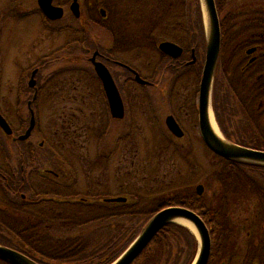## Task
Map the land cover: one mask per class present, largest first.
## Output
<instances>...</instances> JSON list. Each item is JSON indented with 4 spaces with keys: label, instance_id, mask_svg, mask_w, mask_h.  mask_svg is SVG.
I'll list each match as a JSON object with an SVG mask.
<instances>
[{
    "label": "rangeland",
    "instance_id": "rangeland-1",
    "mask_svg": "<svg viewBox=\"0 0 264 264\" xmlns=\"http://www.w3.org/2000/svg\"><path fill=\"white\" fill-rule=\"evenodd\" d=\"M93 1L101 5L105 0ZM66 2L62 0L63 4ZM106 4L117 6L113 8V15L118 21L124 18V25L118 27L122 32L143 38L119 57L140 70L143 77L159 84L147 90L131 85L126 93L129 108L126 121L124 124L114 122L109 130L105 126L107 108L98 84L80 72H64L78 67L65 55L76 50L77 44H73L83 38L77 33L78 23L73 20L68 6L65 5L63 20L47 24L43 23L37 0H0V112L16 129L20 127L19 119L29 112L27 104L22 102L26 95L22 92L20 98L18 94L20 83L26 81L27 85L29 75V64L20 58L31 52L32 65L42 56L48 58V66L42 74L43 84L47 85L45 99L34 106L39 119L37 133L30 139L35 146L34 163L25 162L19 153L22 148L14 146L0 131V167L17 175L24 163L26 179L34 190L43 194L39 198L45 201L50 198L49 192H54L56 186L63 187L61 183H64L74 194L73 201L81 197L93 202L114 196L127 197L130 202H141L143 208L151 210L163 198L203 185L208 204L215 206L220 186L211 173L218 158L203 141L199 116L189 112L191 103L198 101L197 81L189 76L174 84L170 72L156 68L161 58L157 51L161 41L189 44L194 34L188 30L192 19L189 9L194 8L195 0H168V5L162 6L159 12L160 0H106ZM155 9L160 18L156 19L159 25L154 39L147 34L151 29L147 16ZM257 9L264 12V0H238L228 4L224 13L233 11L238 18V12ZM241 16L248 17L250 13ZM144 30L147 32L143 33ZM107 33L102 28L92 33L103 50L111 47ZM62 48L65 52L58 53ZM171 113L186 130L183 140L176 138L164 123ZM43 140L45 145L39 148ZM4 154L8 155L7 160ZM45 170L58 173L60 178L48 175L47 179H37L35 174L43 175ZM31 193L25 192L28 198H37ZM252 199L245 196L232 204L235 253L223 264H242L258 236L254 226L256 205ZM46 204L42 210L47 214ZM7 212L9 219L17 220L20 230L24 223L33 224L26 216ZM109 225L110 222L98 225L101 233L95 225L81 231L90 241L95 240L91 239L95 232L106 240L110 236ZM0 264L6 263L0 261Z\"/></svg>",
    "mask_w": 264,
    "mask_h": 264
},
{
    "label": "trees",
    "instance_id": "trees-1",
    "mask_svg": "<svg viewBox=\"0 0 264 264\" xmlns=\"http://www.w3.org/2000/svg\"><path fill=\"white\" fill-rule=\"evenodd\" d=\"M236 1L238 0H216L219 15L224 7ZM195 2L194 8L189 9L192 19H190L188 30L194 32L190 38V44L194 45L201 39L204 45L205 31L201 4L200 0ZM165 5H168V0H160L158 11L157 9L154 12L149 11L147 16V22L151 23L147 24L151 25V29L147 30L150 33L147 34L154 39L157 38L156 32L159 25L156 19L160 18L157 12ZM233 15H235L233 11L228 13L230 17ZM221 27L223 28V22ZM147 31L144 30L143 33ZM131 37L135 38L136 35H130L129 39ZM249 133L246 131L242 135H236L225 131L224 136L226 140L235 144L264 151V148H261L263 143L261 139ZM21 150L23 152L25 149ZM217 158L218 163L211 173L212 178L220 186L215 206H210L206 197L199 196L194 189H184L171 197L163 198L151 210L143 208L141 202L134 203L130 200L118 204L107 203L105 198L93 202L89 199L82 200L83 197H81L73 201L71 198H74V194L70 193V189H67L69 187L64 183H61L63 187L56 186L54 192H49L50 198L45 201L44 198H39L43 194L34 190L27 179L22 181L21 173L17 176V180L8 175L6 180L0 181V193L4 196L0 199V205H2L0 244L23 252L30 258L42 259L43 264H112L137 238L154 214L169 206H183L199 214L208 226L212 240L208 264H223L227 257L235 253L232 204L242 197L251 196L256 205L254 226L258 236L252 241L249 254L242 264H264V166L234 162L219 156ZM25 162L29 163V160L25 159ZM33 163L34 160L30 164ZM49 186L53 188L51 183ZM33 190L37 192V195H33L38 197V202L33 205L22 202L18 191L35 193ZM45 204L47 214L34 213L35 209H44ZM9 208L19 211L33 210V213L26 215L34 219V224L25 225L24 223L20 230L19 224L14 226L9 222V216L6 214ZM106 222L107 224L110 222L108 226L110 236L103 240L99 232H102L100 226ZM90 225L100 229L99 232L92 234L91 239L95 240L91 241L81 231ZM74 233L79 235L69 236ZM60 235H64V238ZM198 249L199 243L196 236L186 227L174 223L157 234L134 264H192Z\"/></svg>",
    "mask_w": 264,
    "mask_h": 264
},
{
    "label": "flooded vegetation",
    "instance_id": "flooded-vegetation-1",
    "mask_svg": "<svg viewBox=\"0 0 264 264\" xmlns=\"http://www.w3.org/2000/svg\"><path fill=\"white\" fill-rule=\"evenodd\" d=\"M72 3L73 0H67L65 4L62 3V0H54L55 6L64 9V16L56 21L45 17L44 13L39 8V12L43 17V23L53 24L63 20L66 14L65 5H67L70 10V5ZM78 4L80 15L76 17L71 10L70 12L73 16V20L78 23L77 33L82 35L83 38L75 41L73 44H77L76 50H73L72 53L67 54V56L65 55L69 61L78 67L65 70L64 72H80L94 84H98L102 93L101 96H103V100L107 108L105 116L108 123L105 126H107V129L109 130L114 122L122 124L126 121V114H128L129 110L128 97L126 96V93L131 85H140V87L147 90L149 88H155L159 86V84L152 78L143 77L140 70L119 57L121 53L127 52L128 48H133V45L137 44V41H143V38L138 39L136 37H131V39H129L130 35L126 32H122V30L118 28L119 26L124 25V18H121V20L118 21L116 16L113 15V8L117 7L115 4L113 6H108V4H106V0L103 1L101 5L99 2L96 3V1L94 2L93 0H78ZM225 8L226 7H224L223 11L219 15L220 23L223 22V28H220V55L213 89H211L212 111L218 128L223 135L225 134V131L236 135H242L246 131H249L250 135L261 139L263 142L261 143V148H264V12L259 11L258 9L252 12H238L239 16L237 18L236 13L231 17L228 16V13L225 14ZM244 13H250V16H241ZM101 28L106 30L110 37L111 47L106 48L105 50L97 44V39L92 35L94 31ZM199 40L200 41L194 45H191L190 41L188 45H182L174 42L183 48V54L179 59H174L160 52L158 48L159 43L157 51L160 53L161 58L156 66L159 71L170 72L172 74L174 84L176 83L175 81H180L181 79L183 80L189 76L195 77V81H197L195 96L198 101L197 103H191L189 112L191 111V114L196 113L198 116L200 83L206 60V42H204L203 45L202 40ZM129 45H131V47H129ZM63 52H65V49L63 48L58 51V53ZM32 57L33 54L30 52L27 56H24V58L22 56L20 58L29 64V75L27 76V85L26 81H22V84L20 83L18 88L20 98L22 92L26 95V99L22 102L27 104L29 112L27 115L19 119L20 127L17 129L14 128L10 122H8L13 130L11 135L6 136L0 129V131L7 137V140H10L14 146L20 149L25 148V153L22 151H19V153L24 158L26 157L29 160V164L33 159H35V152L33 150L35 146L31 143L30 139L37 133L39 127V119L34 106L40 103L42 99H45L43 94L47 85L43 84L42 74L48 66V58L46 56L40 57L33 65ZM61 59L63 60L62 57ZM82 63L87 65H80ZM95 63H102L109 70L111 73L110 75H112L116 83L115 85L118 87L123 101L122 105H124L125 110V114L122 119L114 118L111 114L109 101L104 91L103 83L99 78V75L96 73ZM134 73H139L143 79L149 82V84L138 83ZM32 78L35 80L34 86L32 85ZM30 104L31 107L29 106ZM33 115L35 116L36 123L31 136L25 141L20 140V137L23 136L30 127ZM168 116H173L175 118L176 122L182 129V132H184L183 138H185L187 133L185 132L186 130L179 119L172 115V113ZM167 117L165 118V122ZM183 138L178 139L183 140ZM122 140L123 139L121 138V141ZM44 145L45 141L43 140L39 143V148H43ZM4 157L6 160L8 159L7 154H4ZM20 173L22 181H24L27 173L24 163H21L20 170L17 175L10 169L0 167V181L6 180L8 175L13 176L14 179L17 180V176L20 175ZM35 175L37 176L36 178L40 180L47 179L48 175L54 177L55 179L60 178L58 173L51 170H45L43 175L39 173H36ZM33 194L37 195V192L31 193V195ZM18 196L21 198L22 202H28V204L31 205L38 202V197L28 198L25 192L18 191ZM3 197L4 196L0 193V199ZM81 199L88 200V198ZM0 206L2 207V205ZM1 210L6 212L4 209ZM9 210L10 212H14L16 215L26 216L27 219L33 220L34 224V219L29 215H26L33 213V210L19 211L16 209L13 210V208H9ZM34 211H36L34 212L36 214L44 212L42 209H35ZM7 213L8 212H6V214ZM16 221V219H10L9 222L16 226L18 225ZM62 233H64V231ZM14 243L17 245L16 242ZM31 259L38 264H43L41 261L42 259Z\"/></svg>",
    "mask_w": 264,
    "mask_h": 264
},
{
    "label": "water",
    "instance_id": "water-1",
    "mask_svg": "<svg viewBox=\"0 0 264 264\" xmlns=\"http://www.w3.org/2000/svg\"><path fill=\"white\" fill-rule=\"evenodd\" d=\"M203 15L205 39L206 40V60L203 68L200 94H199V127L201 136L206 146L217 156L224 159L240 162L244 164L264 166V151L247 148L221 138L216 134L210 121V111H212V90L216 69L218 66L220 48H221V25L216 6V0H200ZM40 10L44 16L50 20L56 21L64 16V9L54 5V0H38ZM70 10L74 16L78 17L79 4L78 0H73ZM160 52L179 59L183 54V48L171 41H162L158 46ZM96 73L99 75L104 87V91L109 101L111 114L114 118L122 119L125 114L124 105L120 92L115 81L110 75L109 70L102 63H95ZM136 75V81L140 84H149L139 73ZM32 85L35 80L32 78ZM31 107V104L29 105ZM213 112V111H212ZM7 119L0 113V129L6 135H11L13 130L6 121ZM35 116L33 115L30 127L27 132L20 137V140H27L35 127ZM166 125L173 135L177 138H183L184 132L176 122L173 116H168ZM223 135V134H222ZM199 196L203 195L204 186L199 185L196 188ZM127 198L117 197L105 199L107 203H126ZM177 219H183L194 225L197 230L196 237L199 243L197 257L192 264H208L211 257L212 240L211 234L206 222L195 211L183 206H169L154 214V216L143 227L142 231L131 245L119 256L112 264H134L135 261L143 254L151 242L155 239L166 226L176 223ZM0 260L9 264H38L28 256L15 249L0 244Z\"/></svg>",
    "mask_w": 264,
    "mask_h": 264
},
{
    "label": "bare ground",
    "instance_id": "bare-ground-1",
    "mask_svg": "<svg viewBox=\"0 0 264 264\" xmlns=\"http://www.w3.org/2000/svg\"><path fill=\"white\" fill-rule=\"evenodd\" d=\"M210 118H211L210 121L212 122V126L214 128L213 131H215L218 136H220L221 138H223V135H222L220 129L218 128V125H217V123L215 121L214 114H213L212 111H210ZM176 223H178V224H180L182 226H185L186 228L190 229L194 234H198L196 228L194 227V225H192L188 221L186 222V220L177 219Z\"/></svg>",
    "mask_w": 264,
    "mask_h": 264
}]
</instances>
